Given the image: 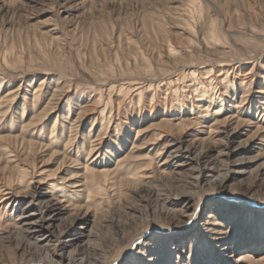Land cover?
Instances as JSON below:
<instances>
[{"label":"rangeland","instance_id":"obj_1","mask_svg":"<svg viewBox=\"0 0 264 264\" xmlns=\"http://www.w3.org/2000/svg\"><path fill=\"white\" fill-rule=\"evenodd\" d=\"M0 264H264V0H0Z\"/></svg>","mask_w":264,"mask_h":264},{"label":"bare ground","instance_id":"obj_2","mask_svg":"<svg viewBox=\"0 0 264 264\" xmlns=\"http://www.w3.org/2000/svg\"><path fill=\"white\" fill-rule=\"evenodd\" d=\"M217 113V112H216ZM22 172H24V170L22 171ZM28 223L27 224H25L24 226H26V229H31V230H35L36 229V226L38 225L37 224V222L35 221V220H32V219H28ZM244 256L241 258V259H239V261H242L243 259L244 260H246V261H250V260H248V255L247 254H243ZM247 255V256H246ZM88 258H86L85 259V262H86V260H87Z\"/></svg>","mask_w":264,"mask_h":264}]
</instances>
